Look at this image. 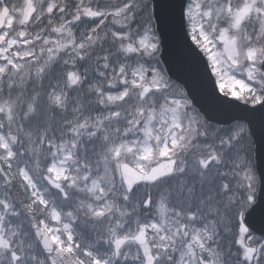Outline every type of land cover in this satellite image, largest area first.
<instances>
[{
	"label": "snow or ice",
	"instance_id": "6c2138e0",
	"mask_svg": "<svg viewBox=\"0 0 264 264\" xmlns=\"http://www.w3.org/2000/svg\"><path fill=\"white\" fill-rule=\"evenodd\" d=\"M262 155L264 0H0V264H264Z\"/></svg>",
	"mask_w": 264,
	"mask_h": 264
},
{
	"label": "water",
	"instance_id": "95a60500",
	"mask_svg": "<svg viewBox=\"0 0 264 264\" xmlns=\"http://www.w3.org/2000/svg\"><path fill=\"white\" fill-rule=\"evenodd\" d=\"M197 100L199 101L200 100V97L197 96ZM260 168H261V171L264 172V155H262L260 157Z\"/></svg>",
	"mask_w": 264,
	"mask_h": 264
}]
</instances>
